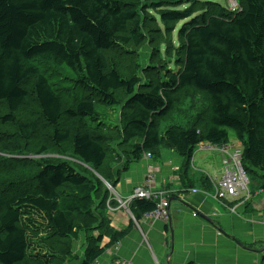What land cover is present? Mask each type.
<instances>
[{"label": "trees", "instance_id": "16d2710c", "mask_svg": "<svg viewBox=\"0 0 264 264\" xmlns=\"http://www.w3.org/2000/svg\"><path fill=\"white\" fill-rule=\"evenodd\" d=\"M236 3L0 0V264L72 260L73 240L103 221L105 183L144 154L171 150L187 172L197 146L232 133L250 190L264 180V0ZM163 42L175 62L141 70L136 50ZM130 209L137 221L155 203ZM101 237H86L82 264Z\"/></svg>", "mask_w": 264, "mask_h": 264}, {"label": "crops", "instance_id": "0c3cea01", "mask_svg": "<svg viewBox=\"0 0 264 264\" xmlns=\"http://www.w3.org/2000/svg\"><path fill=\"white\" fill-rule=\"evenodd\" d=\"M160 157V164L142 157L120 174L111 187L110 204L98 211L103 221L93 232L73 240V259L65 264H82L87 243L92 241L86 237L99 235L105 251L98 264H264V190H255L251 181V202L231 201L238 207L237 215L230 214L206 196L213 193L210 182L219 180L222 173V160L214 148L207 143L197 146L187 172L173 151L162 150ZM149 175L154 177L151 189L170 201V219L164 223L142 215L134 219L136 225L130 205L140 199L126 208L118 199L126 201L136 188L146 187Z\"/></svg>", "mask_w": 264, "mask_h": 264}, {"label": "built area", "instance_id": "2783aa9c", "mask_svg": "<svg viewBox=\"0 0 264 264\" xmlns=\"http://www.w3.org/2000/svg\"><path fill=\"white\" fill-rule=\"evenodd\" d=\"M232 10H239L238 5L233 2L231 5ZM209 147L214 148L220 155L222 160V177L218 181H211L210 183L213 185V193H209L211 197L216 199V202L220 203L224 209L230 214L237 215V206H232L230 204L231 201L240 199L241 197H245V200H248L250 193L248 191V184L246 175H244L243 167H242V146L239 143H230V144H222L219 145L218 149L208 144ZM143 158L150 159V154H144ZM154 180V177L151 175L148 176L146 187H139L134 190L133 196L128 198L126 201H122L118 199V202L121 207L126 208L129 207L130 203L134 199L147 200L155 203V209L143 215V218L146 220H156L162 221L164 223L168 222L170 219L169 208L170 202L165 194L154 192L151 189V184ZM109 190L111 187L106 186ZM228 190V194L220 193V190ZM216 191V192H215ZM192 193H197V190H192ZM230 198V199H229ZM134 220V218L132 217ZM135 224L137 222L134 220ZM93 264H98V260Z\"/></svg>", "mask_w": 264, "mask_h": 264}, {"label": "rangeland", "instance_id": "374dc122", "mask_svg": "<svg viewBox=\"0 0 264 264\" xmlns=\"http://www.w3.org/2000/svg\"><path fill=\"white\" fill-rule=\"evenodd\" d=\"M201 1H204V0H201ZM210 1H213V2H216V3H220V4H222V5H224V6H227L228 5V7L230 8V6L232 5V3L233 2H235L236 3V0H210ZM237 4V3H236ZM153 17H155V14H153ZM179 29V26H177L175 29H174V33L172 34V37H171V40L173 41V44H172V48L174 49V48H178V44H177V42H176V38H175V35H176V33H177V30ZM160 30L163 32V28H162V26L160 27ZM166 47H167V44H166V42H163V43H159V44H157L155 47H152L151 45H148V44H146V45H142L139 49H137L136 50V54H137V52H138V54H139V60H138V64H140V66H141V70L143 69L142 67H145L146 65H149V63H151V64H158L159 65V63H161V64H163V63H165V62H175V60H176V57L174 56V55H168L167 53H166ZM154 51H156L157 52V59H156V62H154ZM158 56H160V58L158 57ZM131 58L133 59V58H135V54L134 53H132V54H130V55H128V60L125 62V64H130V63H132L133 62V60H131ZM153 58V59H152ZM161 59L163 60V62H161ZM159 67V66H158ZM171 68H173V66H171ZM141 70L139 69V71H138V73H141ZM154 73H156V72H154ZM36 108V104H35V102H33V103H30V107H29V111L28 112H30V111H33L34 109ZM106 113V115H104L103 117H102V119H104V123L106 124V126L107 125H114L113 123H114V120H115V118H117V109H113V110H109V111H107V112H105ZM230 142L231 143H233L234 142V138H233V134L232 133H230ZM234 143H237L236 142V140H235V142ZM28 150L30 149V147H28L27 148ZM154 161L156 162V163H159L160 164V162H162V157H160V158H156V159H154ZM222 169H223V166H222ZM207 170V169H206ZM209 171V173H207L209 176H213L212 175V173H211V171L210 170H208ZM243 172H244V175H246V178H247V183L249 182V176H248V174L250 173V175L251 174H254V173H251V172H249L248 174L245 172V170L243 169ZM221 177H222V173H221V176H220V179H221ZM256 179V177L254 176V177H252V181H254ZM216 181H218V180H216ZM264 180H262L261 182H253L254 184H256V186H257V189H255V190H258L259 189V186L262 184V182H263ZM248 191H249V193H250V190H249V184H248ZM253 191V190H252ZM216 192V191H215ZM220 193H226V195L228 194V190H220ZM207 197H209V198H211L212 200H214V201H216V199H214L213 197H211V196H209V195H206ZM230 199V198H229ZM245 200V197L243 196V197H241L240 199H237V200H233V201H238V203H241V204H247V203H250L251 202V193H250V196H249V198H248V200L247 201H245L244 203H242L243 201ZM232 206H235V205H232ZM238 207V206H237ZM228 213H229V211H228ZM193 216L194 217H196V214H194L193 213ZM25 220H26V218H25ZM167 223V222H166Z\"/></svg>", "mask_w": 264, "mask_h": 264}, {"label": "bare ground", "instance_id": "6f19581e", "mask_svg": "<svg viewBox=\"0 0 264 264\" xmlns=\"http://www.w3.org/2000/svg\"><path fill=\"white\" fill-rule=\"evenodd\" d=\"M217 149L219 148L218 146H215ZM131 213V212H130ZM134 217V216H133Z\"/></svg>", "mask_w": 264, "mask_h": 264}, {"label": "water", "instance_id": "95a60500", "mask_svg": "<svg viewBox=\"0 0 264 264\" xmlns=\"http://www.w3.org/2000/svg\"><path fill=\"white\" fill-rule=\"evenodd\" d=\"M105 185H106V186H108V184H107V183H105Z\"/></svg>", "mask_w": 264, "mask_h": 264}, {"label": "clouds", "instance_id": "9594fccd", "mask_svg": "<svg viewBox=\"0 0 264 264\" xmlns=\"http://www.w3.org/2000/svg\"><path fill=\"white\" fill-rule=\"evenodd\" d=\"M170 202V201H169Z\"/></svg>", "mask_w": 264, "mask_h": 264}]
</instances>
